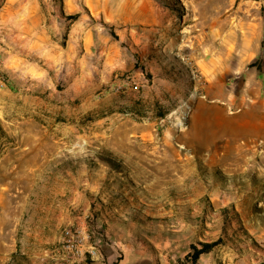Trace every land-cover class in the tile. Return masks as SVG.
<instances>
[{"label":"rangeland","instance_id":"obj_1","mask_svg":"<svg viewBox=\"0 0 264 264\" xmlns=\"http://www.w3.org/2000/svg\"><path fill=\"white\" fill-rule=\"evenodd\" d=\"M26 9L0 16L1 240L15 244L7 230L37 215L64 221L72 206L91 230L63 222L57 264L124 255L115 242L125 236L182 264L212 242L214 264H264V137L238 147L232 123L214 117L248 102L245 72L264 64V0H32ZM125 16L157 21L133 30ZM204 127L228 138L207 145ZM70 229L89 236L79 250L65 240ZM18 245V264H31ZM6 246L0 264H15Z\"/></svg>","mask_w":264,"mask_h":264},{"label":"crops","instance_id":"obj_2","mask_svg":"<svg viewBox=\"0 0 264 264\" xmlns=\"http://www.w3.org/2000/svg\"><path fill=\"white\" fill-rule=\"evenodd\" d=\"M3 1L4 2L0 7V16L10 18L11 20L18 19L21 16H30L26 7L32 4V0ZM56 17L60 20L62 19V16ZM84 17L86 16H80L81 19ZM125 20L132 24L133 30H137L138 28L140 29L143 24L151 25L153 22L157 21V18L156 16H125ZM83 29L88 30V26L85 25ZM8 66L10 67L11 65L8 64ZM245 73V77L247 79V92L249 96L248 102H242L245 104V106L241 107V111H236L231 114H228L225 108L220 107V109L217 110L220 111V115H218V117L217 115L214 116L217 119V122L221 125H223L225 122L232 123L234 132L229 135V138L234 139L238 147H240L241 141H256L264 137V64L261 70H258L256 67H252L249 68V71H246ZM234 103L237 106L240 105L238 104L240 103L238 100H235ZM205 106L206 105L203 104L201 105V108L199 107L197 110L198 116L203 119V123H206V119L210 117L204 109ZM199 134L200 136H203H201L200 139L204 140V143H207V145H210L212 142H217L219 139L221 140L224 137L228 138V135L224 132L220 133L215 130L210 131L206 128L205 130L201 131V133L199 131ZM69 208L70 209L68 213L63 212L62 214L61 218H63L64 221L60 219L57 222H47V220L52 221L51 219L53 217L37 215V221L25 229H23V226H13L11 229L7 230V233H11V237H15V244L12 245L4 240H1L0 238V246L2 247L4 244L7 245L6 247H3L4 249H2V251H4L5 254L12 255L10 257L13 260L12 263L18 264V262H21L19 258L15 256V254H17L19 251L18 244H25L29 247L28 250L25 251L23 248H21L20 251L22 252L20 253L25 259L29 260L31 264H57L58 262L54 260L51 250L54 248V244L57 243L59 239V230L62 226V223L66 221L70 223H79L88 230H91L90 226L87 225L83 220V217L85 216H79L77 212L73 210L75 209L74 207L70 206ZM42 219L44 222L40 223V220ZM18 232L24 238V242L22 239L17 238L19 235ZM115 245H118V249L124 251V255H117L116 252H111L110 254L93 258L92 262L88 260V258H84L77 264H182L183 261V258H180V256H177L169 250H167V253L161 258H159V255L156 253L140 250V243L136 242L132 238L129 240L127 236H125L123 239L120 238L119 241L115 242ZM211 255L212 252L203 254L197 264H214V262H212ZM69 264L74 263L69 261ZM229 264H239V261H233Z\"/></svg>","mask_w":264,"mask_h":264},{"label":"built area","instance_id":"obj_3","mask_svg":"<svg viewBox=\"0 0 264 264\" xmlns=\"http://www.w3.org/2000/svg\"><path fill=\"white\" fill-rule=\"evenodd\" d=\"M64 237L68 243V246L73 250L74 249L79 250V247L81 246L83 241H85L86 239L89 238V236L87 234L83 236L81 234V232H79L78 230H71V229L65 231ZM89 248L91 249V250H89L90 253H92V254L97 253L95 247H93L92 245H90Z\"/></svg>","mask_w":264,"mask_h":264},{"label":"trees","instance_id":"obj_4","mask_svg":"<svg viewBox=\"0 0 264 264\" xmlns=\"http://www.w3.org/2000/svg\"><path fill=\"white\" fill-rule=\"evenodd\" d=\"M74 17V16H72ZM217 245V242H212V243H202V247L198 248L197 246H193V253L190 255V262L192 264H197L200 257L203 254L210 253L213 251L214 247Z\"/></svg>","mask_w":264,"mask_h":264}]
</instances>
